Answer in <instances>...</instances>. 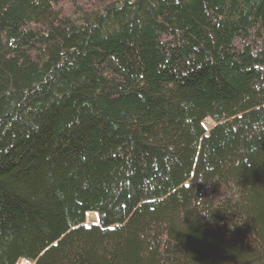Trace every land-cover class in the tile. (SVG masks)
I'll use <instances>...</instances> for the list:
<instances>
[{
	"label": "trees",
	"instance_id": "16d2710c",
	"mask_svg": "<svg viewBox=\"0 0 264 264\" xmlns=\"http://www.w3.org/2000/svg\"><path fill=\"white\" fill-rule=\"evenodd\" d=\"M20 260L264 264V0H0Z\"/></svg>",
	"mask_w": 264,
	"mask_h": 264
},
{
	"label": "rangeland",
	"instance_id": "374dc122",
	"mask_svg": "<svg viewBox=\"0 0 264 264\" xmlns=\"http://www.w3.org/2000/svg\"><path fill=\"white\" fill-rule=\"evenodd\" d=\"M94 214L90 213L89 216H87V223L92 222L94 220ZM18 264H26L25 260H20Z\"/></svg>",
	"mask_w": 264,
	"mask_h": 264
}]
</instances>
